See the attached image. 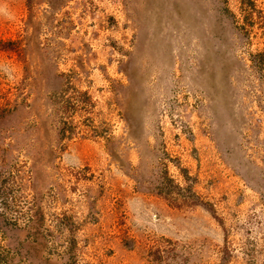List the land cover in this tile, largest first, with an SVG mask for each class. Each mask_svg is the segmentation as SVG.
Returning a JSON list of instances; mask_svg holds the SVG:
<instances>
[{
  "label": "rangeland",
  "instance_id": "rangeland-1",
  "mask_svg": "<svg viewBox=\"0 0 264 264\" xmlns=\"http://www.w3.org/2000/svg\"><path fill=\"white\" fill-rule=\"evenodd\" d=\"M0 264H264V0H0Z\"/></svg>",
  "mask_w": 264,
  "mask_h": 264
}]
</instances>
